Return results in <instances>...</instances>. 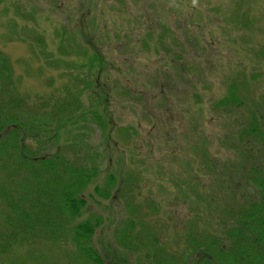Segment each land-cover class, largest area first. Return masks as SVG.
Returning <instances> with one entry per match:
<instances>
[{
  "label": "rangeland",
  "instance_id": "1",
  "mask_svg": "<svg viewBox=\"0 0 264 264\" xmlns=\"http://www.w3.org/2000/svg\"><path fill=\"white\" fill-rule=\"evenodd\" d=\"M0 51L12 70L0 91L53 119L29 152L95 167L65 223L99 222L83 243L101 264H193L188 237L220 235L241 168H264L251 130L264 119V0H0ZM232 86L240 102L222 105ZM13 161L0 159V264H87L71 232L19 221L9 204L25 210L34 181Z\"/></svg>",
  "mask_w": 264,
  "mask_h": 264
},
{
  "label": "trees",
  "instance_id": "2",
  "mask_svg": "<svg viewBox=\"0 0 264 264\" xmlns=\"http://www.w3.org/2000/svg\"><path fill=\"white\" fill-rule=\"evenodd\" d=\"M0 78L3 85H12L10 62L1 51ZM235 90L232 86L222 105H236L240 102ZM13 94V88L6 93L0 91V159L7 154L13 157L14 163L26 165L34 185L29 191L26 190L25 210L20 202L11 203L9 207L17 212L22 211L19 215L20 222L24 217L31 220L27 229L35 226L56 227L65 238L71 232V241L76 243L77 250L86 263L101 264L103 260L98 252L83 243L93 235L99 222L92 224L85 220L69 229L65 223L73 222L84 208L86 200L83 192L96 175L95 167H76L59 155H54V158L44 155L37 158L34 152H29L23 143L25 139L37 141L48 135L52 130L53 119L49 113H43L39 105L33 111L30 106L26 110L25 103ZM72 106L71 102H57L51 109L56 110L58 116L66 114ZM17 108L21 111L16 110ZM251 130L255 138L253 141L264 150V119L261 127L257 119H253ZM241 169L236 185L242 183L244 190L239 192L240 198L235 197L233 202H228L227 209L222 208L219 212L218 221L215 222L221 225L220 235L205 234L203 231L197 237H188V247L183 256H191L193 264H264V168L259 171L254 168ZM103 195L109 196V192ZM233 196H236L234 192ZM11 235L14 237L15 233L12 232ZM165 257L168 259L157 257L156 264H173L169 260L175 259Z\"/></svg>",
  "mask_w": 264,
  "mask_h": 264
}]
</instances>
